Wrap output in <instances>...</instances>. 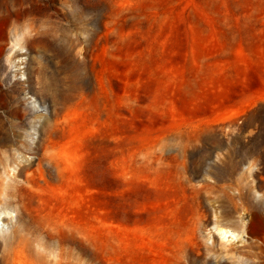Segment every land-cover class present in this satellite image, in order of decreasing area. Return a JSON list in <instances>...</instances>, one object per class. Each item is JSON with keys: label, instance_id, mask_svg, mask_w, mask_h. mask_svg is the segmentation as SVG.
Segmentation results:
<instances>
[{"label": "rangeland", "instance_id": "1", "mask_svg": "<svg viewBox=\"0 0 264 264\" xmlns=\"http://www.w3.org/2000/svg\"><path fill=\"white\" fill-rule=\"evenodd\" d=\"M262 197L264 0H0V264H257Z\"/></svg>", "mask_w": 264, "mask_h": 264}, {"label": "bare ground", "instance_id": "2", "mask_svg": "<svg viewBox=\"0 0 264 264\" xmlns=\"http://www.w3.org/2000/svg\"><path fill=\"white\" fill-rule=\"evenodd\" d=\"M8 4H12V6H15L12 2L11 3H7L6 7L8 9L2 10V11L3 12L7 11V12H10V13L16 14L17 11H18V8L12 11L8 7ZM20 6H22V4ZM62 49L67 52V50L64 47H62ZM156 145L160 149H165L167 147V143H165V142H158ZM176 151H177V154L183 160H185V158H186L185 146L183 144H181L180 146L177 147ZM32 163H33V161H29V164H32ZM207 186H208V184H207ZM228 197L232 201H235L236 197L234 195L233 196L229 195ZM262 200H264V197H262ZM209 212H210V210L205 208V206H203L202 204L198 208L199 235H200V237H202V241H203L202 244H201V247H200L201 254H203L204 256H206V255L209 256V255H213L214 254L213 253L214 252V250H213L214 249V245L209 242V240L214 235L212 230L211 231H209V230L211 229V227H213L214 229H216L220 233L222 241L223 240H227V241H230V242H235V239L236 240L238 239L239 241H241L242 247H248L249 250L252 249L251 252H252V255L255 258L257 264H264V240H262L260 242L255 240L253 242V241H248L249 239H245L246 236H249L250 231H249V224L246 221L244 216H240L238 224L235 225V229H234L232 227H228L227 221L224 220V218H222V220H218V221H215L213 218H210L209 217ZM211 224H212V226H211ZM5 237H6L5 241H6L7 245H10L12 243V240H13L12 239L13 238V234L6 235ZM21 259H22L23 264H32V263H34V261L32 260L31 256L29 257L28 255H24L23 258H21ZM208 262H213V261L211 259H209Z\"/></svg>", "mask_w": 264, "mask_h": 264}]
</instances>
